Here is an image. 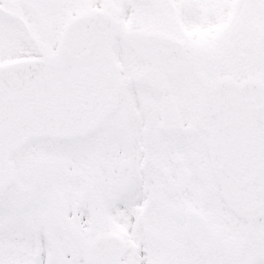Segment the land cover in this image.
Masks as SVG:
<instances>
[{
  "label": "snow or ice",
  "instance_id": "snow-or-ice-1",
  "mask_svg": "<svg viewBox=\"0 0 264 264\" xmlns=\"http://www.w3.org/2000/svg\"><path fill=\"white\" fill-rule=\"evenodd\" d=\"M0 264H264V0H0Z\"/></svg>",
  "mask_w": 264,
  "mask_h": 264
}]
</instances>
